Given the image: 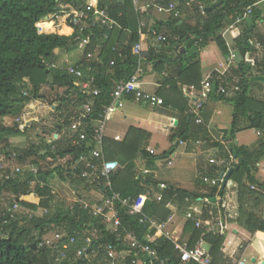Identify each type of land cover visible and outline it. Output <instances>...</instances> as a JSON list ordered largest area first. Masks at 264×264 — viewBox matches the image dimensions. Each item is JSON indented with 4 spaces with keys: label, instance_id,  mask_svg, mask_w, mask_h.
I'll return each mask as SVG.
<instances>
[{
    "label": "trees",
    "instance_id": "16d2710c",
    "mask_svg": "<svg viewBox=\"0 0 264 264\" xmlns=\"http://www.w3.org/2000/svg\"><path fill=\"white\" fill-rule=\"evenodd\" d=\"M172 1L157 0V4L167 9ZM179 1L178 11L181 16L171 12L166 23L170 32L169 40L164 43L168 47H176L178 55L168 59L151 51L147 61L154 65L158 75H161L168 65L176 67L175 74L173 73L172 78L165 84L170 85V91L175 95L164 97V102L180 114V124L177 133L172 136V141L176 138L181 139L187 143V151L192 153L198 142L203 140L208 144L211 138L203 128L194 127L195 121L189 114L188 101L181 87L201 89V51L211 39H215L224 56H227L228 47L221 32L227 26L228 17L231 16L234 20L241 18L246 9L256 5L259 0H205L203 17L198 6L189 7L188 0ZM85 2V0H0V146L3 145V148H0V264H134L135 254L125 259L109 255L110 248L116 253L128 251L126 239L130 235L144 244H150L157 251L159 260L155 264H183L175 251L174 243L156 231H150L149 224L141 221L147 217L164 222L172 213L169 205L183 207L189 201L199 198L207 199L206 216L210 211L216 215L215 205L209 198L216 197L218 188L212 189L208 195H201L166 183L168 186L162 193L161 202H154L150 198L145 202L142 214L135 217L130 214V207L135 205L141 196L158 190L159 185L167 181L165 174H160L156 179L153 176L147 179L138 178L136 174L138 163L144 162L146 169H152L160 157H168L170 153H174L179 144L158 157L147 151L150 135L145 131L131 128L123 142L105 139L106 159L117 161L120 165L118 171L110 178L111 187H106V181L102 178L93 182L83 179L80 176L82 169L73 168L80 157L86 154V148L88 150L93 148L90 145L93 123L100 118L103 106H110L113 103L111 95L115 90L116 81L124 77L125 81H129L134 75L137 58L133 55V48L140 42L141 22L147 26L143 30L146 33H151L152 30L159 32L162 28L160 25L149 28V22L144 19L146 14L136 12L132 1L124 4L117 0L90 1L95 10L102 9L107 12L115 26L108 30L107 27L99 25L87 32L91 42L85 48L84 57L78 66L83 72V77H76L68 72L67 67H56V62L62 53L70 54L80 49L78 33L75 32L72 36L47 35L39 32L38 25L45 18L60 13L65 5L71 4L78 9L85 7ZM192 17L197 20L195 26L188 23ZM261 17L259 11L253 10V22ZM251 41L250 31H246L234 42L242 57L237 69L242 91L234 98L232 133L234 140L235 132L241 129H255L264 135V103L248 95V74L252 65L250 57L253 50ZM98 47L102 48L100 63L88 58L90 54H95ZM182 48L185 49V53L179 52ZM115 50L122 51L123 58H119ZM113 60H116V65L111 67L110 63ZM90 79H94L92 90H99L100 95L95 98L93 114L84 119L74 131L73 126L78 120L74 111L91 97L88 91L82 89V84ZM46 86L52 90H62V94H57L56 100L50 103L51 105L58 103L52 109L55 126L51 128L52 130L46 128L44 130V133H51L52 140L50 142L44 140L41 149L33 146L21 154L6 152L11 139L26 136L28 131H35L37 125L22 130L19 123L14 122L7 126L2 120L4 118L16 120L27 111L30 104L46 100L42 94ZM218 89L219 84L214 81L211 96L220 100L225 99V96L217 94ZM243 119L248 120L249 126L239 130L238 126ZM82 133L88 135V141L83 146H73V140ZM54 134H57L58 138H54ZM213 145L220 147L217 143ZM259 149L264 156V139ZM231 153L232 157L236 154L238 163L233 167L234 172L230 181L225 188L223 184L221 185L218 194L225 223L231 220L232 210L226 206L225 198L233 188V183L236 185L238 195L241 194V211L246 193L250 192L264 198L262 195L264 184H257L252 176L250 157L254 154L248 148L238 146H235ZM65 158H68V162L63 165L60 159ZM26 161L39 169L37 175L29 169H23L12 179H5L17 166L23 167ZM14 162L18 165L13 168ZM53 178H59L76 194L77 202L73 207L57 199L58 196L53 192L51 185ZM251 186H254L255 190L250 189ZM94 191H101L108 199L114 194L119 196L116 209L121 226L116 233L109 231L101 220L92 218L79 203ZM7 196L10 201L4 209ZM15 206L18 209H15ZM40 209L47 210V214L35 215ZM21 210L25 212L24 215H19ZM239 217L241 219V216ZM246 228L253 234H264V221L249 215L246 219ZM53 230L67 235L63 242L67 243L66 249L62 244L58 249L39 248L43 237ZM148 233L151 234L149 242L146 240ZM186 233L190 234L189 244L192 248L203 239L211 246L214 264H228L222 252L225 240L223 236L206 233L204 229L196 228L192 221H188ZM71 238L75 239L74 243L69 242ZM84 248H87L86 257L77 258V252ZM262 255L264 257V250ZM139 258L150 263L146 255L140 254Z\"/></svg>",
    "mask_w": 264,
    "mask_h": 264
},
{
    "label": "crops",
    "instance_id": "0c3cea01",
    "mask_svg": "<svg viewBox=\"0 0 264 264\" xmlns=\"http://www.w3.org/2000/svg\"><path fill=\"white\" fill-rule=\"evenodd\" d=\"M90 1L92 0H87L86 2L91 3ZM136 1V4L134 2H132V4L136 12L146 14L144 19L149 22L148 27L153 28V25H160L162 28L159 32L168 36L170 32L166 23L170 18L171 12L161 11L160 6L157 4V0ZM126 2L127 1L123 0L122 3H119L124 4ZM171 4H175L178 10L180 1L173 0ZM74 8L75 7L73 5L68 4L62 9L70 11ZM253 10L259 11L262 16L260 19L256 20V22L252 21V15L245 18L241 23H237V19L234 20L230 16L228 17L226 28L221 32V36L226 41L225 43L227 44V47L229 46L237 54V59L233 65L228 68L226 59L229 57V54L224 56L217 41L215 39H211L200 54L202 75L201 89H197L196 87L180 86L186 100L188 101L189 114L191 99L187 94H195L198 99L203 100L204 106L200 116L201 123H197L196 118L191 114L190 116L195 121V128H203V130L208 133L211 138L210 143L207 144L206 141L201 140L198 142L197 147H195V151L189 153L187 151L186 142L181 141L179 138L172 141V136L177 133L176 130L180 124V114L168 105L164 104V106L153 107L136 100L134 96H129L120 100L122 106L119 108L124 107V102L130 105L128 109L129 114L125 116H117L116 121L120 123V129H118V126L117 128H109V131L113 133L112 137H110L106 134L108 130L107 123L111 121L110 118L112 113H115L119 108H116L111 112L105 127L106 140L123 142L131 128L145 131L150 135L147 151L149 152V150H153L155 152L153 156L158 157L168 153L173 147L179 144L174 153H170L168 157H160L161 159L156 162L155 167L152 169H146L144 162L138 163L136 173L138 174V178L143 177L144 179H147V177L153 176L156 179L160 174L166 175L167 181L165 184L162 183L159 185L158 190H153L150 194L151 197L148 199L151 198L154 202H159L158 197L162 195L164 190H166L168 183L173 184L176 187L178 186L180 189L193 193L195 192L201 195H208L211 193L212 189L218 188L219 194L221 188L212 186L210 183H206L205 179L219 181L225 177L227 174L226 172L233 169L234 165L238 163L237 159L234 156L232 157L231 151H233L234 148H231V144H234V147L238 146L248 148L250 152L254 154L250 157L252 176L257 184H264V156H262V153L259 151V145L264 139L263 133L255 129L240 130V128H247L249 126L248 120L243 119L238 126L240 131L235 132L234 140L232 138L233 117L235 112L234 98H236L237 95L225 97L223 100L211 96L214 81L217 82L219 86L225 85L229 89H232L234 85H236V82L240 81V74L237 72V69L242 57L238 52L236 43L234 42L239 39L244 32L250 31L253 50L250 57L252 65L250 73L248 74V95L250 98L264 103V0H259L258 3L253 6ZM179 16H181V14ZM201 16L203 17L205 15L201 14ZM51 23L52 22H49L43 24L42 26L49 25ZM188 23L195 26L197 20L195 17H192ZM52 24H54L55 28L48 31L44 29L45 34L72 36L73 31L63 22L57 21ZM55 29H57V32L54 31ZM139 34L140 42L137 43V45L140 44L142 46V50L147 60L149 59L151 51H154L155 55H163L168 59L175 58L178 55V49H176V47H168L166 44L157 43L151 37L150 33H140V29ZM101 52L102 48L98 47L95 54H91L92 58L89 59L93 62L100 63L99 56L101 55ZM179 52L185 53V49L182 48ZM84 53L85 48L82 47H80L78 51L70 54L62 53L56 62V67L59 68L65 66L67 68H78L84 57ZM78 57H80L79 61L76 60ZM72 60L75 62L72 63ZM147 60L143 66V73L139 75L141 90L147 93L156 94L163 99H165L164 97L167 98L169 95H173L172 97H174L175 94L170 91V85L165 86V84L170 78H172L171 76L175 74V65H168L165 71H163L161 75H158L154 65L149 64ZM135 73L136 70L134 75ZM210 76H212L211 86L206 87L204 82ZM120 81H125V77ZM118 82L119 80L116 81L114 88ZM46 90L50 91L49 87L46 86L43 88V95L47 94ZM217 94L220 95L218 92ZM48 102L49 101L46 98V100L44 99L41 103H43V105L45 104L44 111L52 113V109H54L58 103L51 105V102ZM5 119L6 121H13L12 118H4L2 121L4 122ZM96 124L97 123H95V125ZM122 128L124 129L122 130ZM214 128H218V134L215 133ZM160 130L162 133H166L167 138L171 143V146L161 155L157 153L154 146H151L156 132L159 133ZM223 130H227L228 133L225 135L222 132ZM248 133H252V135L255 136L253 142L249 141L250 134ZM53 137L58 138L57 134H54ZM48 139L50 138L48 137ZM213 143L220 144V147L213 145ZM180 148L181 154L178 155ZM233 184V188L225 198L226 206L232 210V215H230L231 220L229 223L224 222L220 199L216 193L215 198H209V200L215 205L216 215L213 211H210L209 215L206 216L205 209L207 199L203 198L193 201L191 200L183 207L169 205L168 208L172 212L171 216L168 218L172 219V224L169 228L172 232H174L175 239H180L182 242H190L191 238L190 234L186 233V226L188 224L187 215L192 212L197 218H201L203 222L214 224L216 227L215 234L224 237L225 240L222 252L226 257L225 259H227L228 264H237L240 261L247 262L249 264H263L264 257L262 255V251L264 250V234H253L247 230L246 219L249 215H253L257 219L264 221V198H259L257 194H252L250 192L246 193L242 203L243 210L241 211V194L238 195L236 185L235 183ZM162 186H165V189H162ZM250 189L255 190V187L251 186ZM262 195L264 196V191L262 192ZM91 197H96V201L101 199L97 193H93ZM239 216H241V219ZM155 220L157 222H161L158 219ZM208 248L211 252L210 245H208Z\"/></svg>",
    "mask_w": 264,
    "mask_h": 264
},
{
    "label": "built area",
    "instance_id": "2783aa9c",
    "mask_svg": "<svg viewBox=\"0 0 264 264\" xmlns=\"http://www.w3.org/2000/svg\"><path fill=\"white\" fill-rule=\"evenodd\" d=\"M87 1V0H86ZM124 1H132L136 4V0H124ZM205 0H188L187 6L191 7L193 5L198 6V10L202 15H205ZM161 11L167 12H176V16L180 15V12L177 10V6L175 4H170L167 9L160 7ZM253 13V7H249L246 9L244 15L240 18H237V23H241L245 18L251 16ZM55 17V19H53ZM57 18V19H56ZM53 21L56 23L57 21L63 22L73 31L78 33V38L81 42V47L86 48L91 39L88 37L87 32L89 30L96 28L97 26H105L108 30H112L115 26L114 21L111 20L108 13L105 10H95L93 5L89 2H86L85 7L83 8H74L73 10L67 11L62 9V11L56 15H51L45 18L41 24L38 25L39 32L45 34V31L42 30V25L46 24V21ZM56 20V21H55ZM146 28V24L142 22L140 24V33ZM151 37L160 44H164L169 40V37L163 35L157 30H152L150 33ZM224 37V35H223ZM229 57L226 59V63L228 68H230L233 63L237 59V54L232 50L229 46ZM118 54L119 58H123L122 51L115 50ZM133 55L137 58V66L136 73L132 76L129 81H119L116 84L115 90L112 93L113 104L110 106H103V112L100 114V118L93 123V133L90 139V145L93 147L92 149H87L86 154H83L80 159L74 165V169L81 168L80 176L83 179L88 181H94L98 179H104L106 181V187H111V176L118 171L120 165L117 161H109L106 159L105 151H104V141H105V127L106 122L109 119V116L112 111L116 108L122 106L120 100L134 96L136 100L144 102L153 107L164 106V99L157 96L156 94L147 93L141 90V81L139 75L143 73V66L147 60L142 46L140 44L136 45L133 48ZM88 58H92L90 54ZM116 65V60H113L110 63L111 67ZM68 72L71 75H75L76 77H83V72L79 70V68H68ZM212 76H210L205 82L204 85L206 87L211 86ZM94 83V79H90V81L82 84V89L89 92L91 96L89 100L84 102L81 106H77L74 115L77 117V122L73 126V130L76 131L77 128L82 124L84 119H87L89 116L93 114V107L95 104V98L99 97V90H92V85ZM241 81H237L236 85L232 89H229L225 85H220L218 93L222 96L229 97L232 95H238L242 91ZM190 99V114L196 118L197 123H201V111L203 109L204 103L203 100L197 98L195 94H187ZM32 104H39V102H35ZM30 104L28 108H32ZM17 123L20 124V129H25V122L22 117H19L16 120ZM95 123H97L95 125ZM88 141V135L82 133L79 135L77 139L73 140V146H83L85 142ZM149 152L154 155L155 152L153 150H149ZM61 164L65 165L68 162V158L60 159ZM29 169L30 172L37 175L39 173V169L30 164V162L26 161L23 167L17 166L10 175L5 177L6 180H10L15 175L22 172L23 169ZM206 183H210L212 186H217L221 188V185L224 182V177L219 180H209L205 179ZM43 186V185H42ZM162 189H165V186H162ZM97 193L101 197L99 201L96 202H79L82 208L92 216V218L101 220V223L104 224L107 229L113 233H116L121 226V221L119 218V213L116 209V201L119 200V196L114 194L112 198L108 199L103 196L101 191L92 192L90 194ZM150 193L147 195L141 196L139 200L135 203V205L130 207V214L135 217V215L142 214V210L146 200L150 197ZM159 202L162 200V195L158 197ZM77 202V201H76ZM126 205V202H124ZM15 209H18L15 206ZM44 214H47V210H43ZM187 220L194 222L196 228L204 229L206 233H216V227L214 224L209 222H203L201 218H197L192 212L188 213ZM142 223H147L150 226V231H156L158 234L164 236L166 239L170 240L175 245V251L178 254L181 262L183 264H214L213 257L211 255L210 249L208 248L207 243L201 239L196 247L192 248L189 242H182L180 239H175L174 232L170 230V225L172 224V219H168L164 222H157L155 219H149L144 217L141 221ZM67 235L64 233H60L58 231L54 232L52 237H48L46 235L43 237L42 241L39 244V248H59L62 244L63 247L67 248V243H63L64 239ZM146 240L149 242L151 240V234L148 233ZM70 243H74L75 239L71 238ZM129 250L122 251L120 253H116L112 248L109 249V255L111 257H117L119 259H125L131 254H135L134 264H148L147 262L141 260L140 254L146 255L150 259L149 264H155L159 260L157 251L150 246V244H144L140 242L135 236H128L126 239ZM88 244H90V240H88ZM89 246V245H88ZM87 253V248L79 250L77 252V258H85ZM64 256V254H63ZM65 257V256H64ZM59 261V259L57 260ZM55 261V262H57ZM237 264H249L247 262L240 261Z\"/></svg>",
    "mask_w": 264,
    "mask_h": 264
},
{
    "label": "rangeland",
    "instance_id": "374dc122",
    "mask_svg": "<svg viewBox=\"0 0 264 264\" xmlns=\"http://www.w3.org/2000/svg\"><path fill=\"white\" fill-rule=\"evenodd\" d=\"M56 15V14H55ZM55 19V17L53 18ZM57 19V18H56ZM56 21V20H55ZM52 22L54 23L52 20L51 21H46V23ZM73 59V58H72ZM77 61L80 60V57H78L76 59ZM72 63H74L75 61L72 60ZM46 95L45 98L48 99V103H53L56 100V96L57 94H62V91L58 89H50V91L46 90ZM48 95V96H47ZM38 105V106H37ZM40 102L39 104H32L31 107L32 108H28L27 111L23 112L21 114L20 117H22V119L24 120V124H25V128L26 127H30L31 125L34 126L37 125L35 128V131L31 132L28 131V134L26 136L23 137H15L13 139L10 140V146L7 148L6 152L9 153H15V154H21V153H25L28 150H30L31 148L34 147H39L41 149L42 147V143L44 142V140H47L48 142H50V140H52V135L51 133H44L45 128L52 130L51 128H53L55 126V121H54V115L52 116V113H48L44 108V105ZM40 106V107H39ZM123 108H119L117 109V111L115 113H112L111 118H110V122H108L107 126H108V130L106 132L107 136L112 137L113 133H111L109 131V128H117L120 129V123H118L116 121L117 116H125L129 114V107L130 105L127 104L126 102L123 103ZM18 119V118H17ZM16 119V120H17ZM13 121L10 122L9 120L6 121V119L4 120L5 124L7 126H11L14 122H16L15 119H12ZM116 121V122H115ZM124 128H122L123 130ZM25 130V129H24ZM215 133H219L218 128H214ZM38 133V134H37ZM250 134V142H253L255 139V136L252 135V133H248ZM48 137L50 139H48ZM151 146H154L157 153L159 155L163 154L164 151H166L170 146L171 143L167 138L166 133H162V131L160 130L159 133L156 132V135L154 136L153 139V143ZM0 148H3V145L0 146ZM181 154V148L178 151V155ZM238 162V160H237ZM18 163H13L12 166L14 168V166H17ZM27 169V168H26ZM52 188H53V192L58 196L57 199H59L60 201H64L67 205L73 207L74 203L77 201V196L76 194L70 189V187H68V185H66L65 183H62L59 178H53L52 182H51ZM91 195H89V197L87 196L85 198L84 201L86 202H96V197H91ZM95 196V195H94ZM95 199V200H94ZM9 196L6 197L5 203H4V209L7 208V205L9 203ZM21 213H19V215H24L25 212L22 210L19 211ZM44 214L43 209H40L38 212L35 213V215L37 216H42ZM55 231H51L50 234H48V237H52L53 233Z\"/></svg>",
    "mask_w": 264,
    "mask_h": 264
},
{
    "label": "water",
    "instance_id": "95a60500",
    "mask_svg": "<svg viewBox=\"0 0 264 264\" xmlns=\"http://www.w3.org/2000/svg\"><path fill=\"white\" fill-rule=\"evenodd\" d=\"M118 1H119L120 3H122L123 0H118ZM222 132H223L225 135L228 133L227 130H223ZM231 148H234V144H231ZM234 157L236 158V154H234ZM233 172H234V169H231V170H229L228 172H226L227 174L225 175V177H224V182H223V187H224V188L226 187V185H227L228 182L230 181V178H231ZM213 201H214V200H213ZM34 247H36V246H34ZM254 262H255V260H254Z\"/></svg>",
    "mask_w": 264,
    "mask_h": 264
},
{
    "label": "bare ground",
    "instance_id": "6f19581e",
    "mask_svg": "<svg viewBox=\"0 0 264 264\" xmlns=\"http://www.w3.org/2000/svg\"><path fill=\"white\" fill-rule=\"evenodd\" d=\"M55 27H54V24H49V25H45V26H42V30H46V31H48V30H50V29H54ZM55 32H57V29H55L54 30Z\"/></svg>",
    "mask_w": 264,
    "mask_h": 264
}]
</instances>
